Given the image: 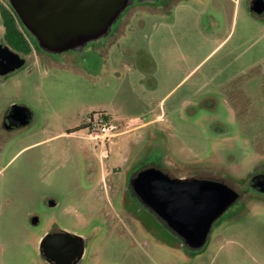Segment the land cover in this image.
<instances>
[{"label": "rangeland", "instance_id": "1", "mask_svg": "<svg viewBox=\"0 0 264 264\" xmlns=\"http://www.w3.org/2000/svg\"><path fill=\"white\" fill-rule=\"evenodd\" d=\"M3 33L0 19V43ZM27 38V62L0 76V121L11 106L31 113L0 133V264H47L45 231H29L26 218L48 184L63 232L84 239L77 264H264V195L244 189L264 171V18L246 0H181L161 11L157 0L137 1L78 53L52 55ZM97 114L117 134L100 149L117 155L102 171L107 187L81 151ZM160 115L142 130L128 122ZM148 163L241 193L202 251H187L128 188Z\"/></svg>", "mask_w": 264, "mask_h": 264}, {"label": "water", "instance_id": "2", "mask_svg": "<svg viewBox=\"0 0 264 264\" xmlns=\"http://www.w3.org/2000/svg\"><path fill=\"white\" fill-rule=\"evenodd\" d=\"M137 1L8 0L38 47L52 55L82 51L90 42L105 38L124 10ZM3 61L8 66L0 70V75L22 67L25 62L8 46L0 44V63ZM30 120V111L21 113L20 125ZM129 189L138 203L192 253L205 248L213 224L241 200L233 187L219 179L172 177L155 167L131 177ZM247 190L264 195V173L252 174ZM39 253L48 263L77 264L84 253V239L65 232L45 235L39 243Z\"/></svg>", "mask_w": 264, "mask_h": 264}, {"label": "flooded vegetation", "instance_id": "3", "mask_svg": "<svg viewBox=\"0 0 264 264\" xmlns=\"http://www.w3.org/2000/svg\"><path fill=\"white\" fill-rule=\"evenodd\" d=\"M139 1H148V0H139ZM179 1H181V0H157V9L161 11V10H166L167 8L169 9V8L175 7L176 3H178ZM228 1L232 2V0H228ZM235 1H238V0H235ZM246 3L248 6V10L252 16L259 18V19L264 18V0H246ZM9 7H10V5H8L7 8H5L4 6H0L1 22H2L1 12L2 11H9ZM0 44L2 46H8L6 44V42L0 43ZM9 49L12 52L18 54L20 56V58L24 59L25 60L24 64L27 62L26 58H27V56L30 55V53L27 55H24L22 53H19V52L12 50L10 47H9ZM78 52H81V51H77V53ZM5 66H8L6 61H3L2 63H0V70L5 69ZM20 68H18V69H20ZM18 69H15V70H13V71L5 74V75H0V76H6L10 73H13L14 71H16ZM27 111H29V110H27V108L26 109H18L15 107L13 108V106L9 107L1 118L0 133L1 134L2 133L3 134H9L13 130H15L16 128L21 127V125H20L21 113H26ZM86 139L90 142V145L87 149L81 150L82 156L87 162H89L93 166V168L95 170L96 169L99 170V173H101V176H102L103 175V173H102L103 168L106 167V165H108L109 158H111V161H112L113 159H117V158H115L117 155H116V153H112L111 150L109 152L106 151V154L103 155V152L100 149L103 147V144L105 142H101L97 139L90 138L87 135H86ZM99 143L101 145H99ZM109 154H110V157H109ZM127 163H128V153L126 155L122 154L121 165L124 166ZM149 167H155L157 169H161V167L158 163L157 164L148 163L140 171H142L143 169L149 168ZM161 170L163 172L169 174L170 176L174 177L169 172H167L163 169H161ZM260 173H264V171H262ZM58 183H60V181H58ZM99 183L102 184L103 187H105V186L107 187V182H106L104 175L100 179ZM34 186L35 185H33L32 188H34ZM36 187H37V185L35 186V190H36ZM50 188H51V185L48 184L47 187H42V190L40 193H36V195L34 196V201L32 202V207L27 212L26 228L29 231H35V230H40V229H44V231H45L42 234V237L41 238L39 237L38 243H40L41 239L45 235H59V234L63 233V230L60 226V220L58 218V212L60 210V207H59L60 206V200H59L60 197H59V195L55 196V194H53V192L50 191ZM128 188H129V186H128ZM244 189L247 190V184H246ZM235 191L241 195V193L239 191H237L236 189H235ZM46 263L47 264H54V263H48V262H46Z\"/></svg>", "mask_w": 264, "mask_h": 264}, {"label": "trees", "instance_id": "4", "mask_svg": "<svg viewBox=\"0 0 264 264\" xmlns=\"http://www.w3.org/2000/svg\"><path fill=\"white\" fill-rule=\"evenodd\" d=\"M1 14L2 26L4 29L3 39L12 50L22 53L24 55L31 53L32 48L27 39V36L32 39L36 48L40 49L37 43L35 42L34 38L23 27L18 17L10 7L9 11H2Z\"/></svg>", "mask_w": 264, "mask_h": 264}, {"label": "built area", "instance_id": "5", "mask_svg": "<svg viewBox=\"0 0 264 264\" xmlns=\"http://www.w3.org/2000/svg\"><path fill=\"white\" fill-rule=\"evenodd\" d=\"M87 136L97 139L101 142L110 141L117 134L115 126L111 123L110 118L103 114H97L95 117L90 116L85 125Z\"/></svg>", "mask_w": 264, "mask_h": 264}, {"label": "crops", "instance_id": "6", "mask_svg": "<svg viewBox=\"0 0 264 264\" xmlns=\"http://www.w3.org/2000/svg\"><path fill=\"white\" fill-rule=\"evenodd\" d=\"M161 120H162V116L160 115L158 117L155 116V117L150 118V119L145 120V121H141L139 119L134 118V119H130L128 122L129 123L138 122L139 125L135 128V130H142V129H145V128L153 125V124H156L158 121H161ZM111 123H112V120H111ZM72 134H74V133H71L70 135H72Z\"/></svg>", "mask_w": 264, "mask_h": 264}]
</instances>
